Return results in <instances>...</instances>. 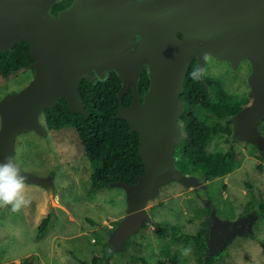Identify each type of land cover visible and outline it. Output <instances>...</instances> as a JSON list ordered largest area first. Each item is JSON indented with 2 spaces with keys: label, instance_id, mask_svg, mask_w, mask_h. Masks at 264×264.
<instances>
[{
  "label": "water",
  "instance_id": "obj_1",
  "mask_svg": "<svg viewBox=\"0 0 264 264\" xmlns=\"http://www.w3.org/2000/svg\"><path fill=\"white\" fill-rule=\"evenodd\" d=\"M54 2L0 0V51L27 41L34 70L25 86L0 99V161L8 156L15 159L19 133H47L39 116L60 97L66 98L69 109L84 113L78 89L83 78L96 82L114 70L122 81V96L129 88L136 89L147 59L156 70L149 75L143 100L135 92L132 103H120L116 114L139 133L138 153L144 166L133 183H109L127 193L128 213L115 229L116 243L138 230L147 217L144 207L159 187L170 181L195 189L201 186L196 175L184 174L176 165L174 154L181 142L179 118L185 109L180 94L193 59L203 69L205 53L217 60L230 59L233 67L248 59L254 101L233 118L240 137L261 143L256 126L264 116V0H73L51 15ZM137 34L142 39L131 52ZM201 80L208 89L204 75ZM20 169L27 181H43ZM226 228L213 209L210 236L218 241L229 232Z\"/></svg>",
  "mask_w": 264,
  "mask_h": 264
},
{
  "label": "rangeland",
  "instance_id": "obj_2",
  "mask_svg": "<svg viewBox=\"0 0 264 264\" xmlns=\"http://www.w3.org/2000/svg\"><path fill=\"white\" fill-rule=\"evenodd\" d=\"M141 39L137 34L131 52L136 51ZM207 54L204 76L219 81L242 109L250 106L254 101L249 84L253 68L248 59L242 58L233 67L230 59L217 60ZM141 68H146L150 76L156 70L145 58ZM93 73L100 77L97 70ZM33 75V68H27L8 77L0 76V99L19 91ZM192 111L199 117L204 115L200 107ZM263 118L256 126L260 144L240 137L233 118L230 134L213 136L206 149L232 150L239 158L238 165L208 181L196 175L201 182L196 189L176 181L159 187L158 194L144 207L147 217L138 230L120 243L114 241V234L128 213L126 190L109 184L91 187V167L75 130L65 127L47 129L45 135L34 130L19 133L15 162L43 181H27L26 193L31 203L20 211L0 207V264L18 263L30 255L35 264H82L79 260L90 261L93 255L99 256L98 264H199L189 235L204 223L206 260L220 254L217 264H264L257 240L264 239V220L250 209V203L264 201ZM39 121L45 125L42 114ZM213 209L229 230L218 241L209 230ZM47 213L48 225L38 232ZM156 224L167 235L160 236ZM172 231L178 239L171 236Z\"/></svg>",
  "mask_w": 264,
  "mask_h": 264
},
{
  "label": "trees",
  "instance_id": "obj_3",
  "mask_svg": "<svg viewBox=\"0 0 264 264\" xmlns=\"http://www.w3.org/2000/svg\"><path fill=\"white\" fill-rule=\"evenodd\" d=\"M72 1L54 2L49 8V13L57 15ZM32 61L28 42L21 40L12 48L0 51V76L8 77L20 69L30 68ZM196 68L197 64L193 59L186 72L180 94L185 109L179 118L182 126L181 142L176 146L174 154L177 158L176 165L184 174H194L200 180L208 181L238 165L239 158L234 151L210 152L206 149V145L219 133L230 134L233 117L242 109V105L232 101V96L223 89L219 81L205 77L208 86L206 89L201 79L193 80L190 73ZM150 83L147 69L143 68L136 89L129 88L119 96L122 81L117 72L111 70L104 79L91 82L83 78L79 83L78 89L82 96L84 113L69 109L65 97H60L52 108L43 110L42 116L48 130L71 127L77 133L83 153L91 167V187L98 184L108 185L115 181L133 183L143 172L144 166L138 153L140 135L136 131H131L129 123L116 114L120 103L124 106L132 103L135 92L142 101ZM194 107L204 110L203 117L193 113ZM258 167L261 168V165L259 164ZM251 208L258 213L260 220H264V201L250 203ZM49 218L50 215L47 213L41 219L38 232L45 230ZM156 225L160 236L167 235L165 229L160 228L159 224ZM171 236L178 239L173 231ZM206 237L205 223L194 234L189 235L190 240L194 241V253L198 263L217 264L220 254L205 259ZM257 240L264 255V239L257 238ZM99 260L98 255H93L90 261H79L82 264H98ZM10 264H35V258L30 255L18 263Z\"/></svg>",
  "mask_w": 264,
  "mask_h": 264
},
{
  "label": "clouds",
  "instance_id": "obj_4",
  "mask_svg": "<svg viewBox=\"0 0 264 264\" xmlns=\"http://www.w3.org/2000/svg\"><path fill=\"white\" fill-rule=\"evenodd\" d=\"M207 53L204 54L207 58ZM193 80H199L204 70L197 67L191 73ZM27 176L22 172L14 157L8 156L0 161V207L10 206L12 212H18L31 201L26 193ZM187 254L188 249H185Z\"/></svg>",
  "mask_w": 264,
  "mask_h": 264
},
{
  "label": "flooded vegetation",
  "instance_id": "obj_5",
  "mask_svg": "<svg viewBox=\"0 0 264 264\" xmlns=\"http://www.w3.org/2000/svg\"><path fill=\"white\" fill-rule=\"evenodd\" d=\"M240 61H242V60H240ZM232 64V63H231ZM263 120H264V118H263Z\"/></svg>",
  "mask_w": 264,
  "mask_h": 264
}]
</instances>
